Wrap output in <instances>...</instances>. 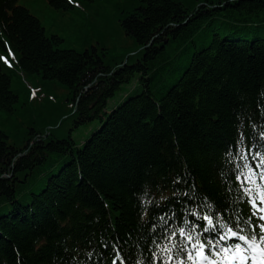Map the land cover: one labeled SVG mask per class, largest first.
I'll return each mask as SVG.
<instances>
[{
	"label": "trees",
	"instance_id": "1",
	"mask_svg": "<svg viewBox=\"0 0 264 264\" xmlns=\"http://www.w3.org/2000/svg\"><path fill=\"white\" fill-rule=\"evenodd\" d=\"M18 2L0 0V57L8 49L14 55L13 69L0 60V113L19 112L12 91L19 71L60 84L75 127L100 125L83 143L53 138L32 122L14 137L0 125V264H111V247L101 241L123 243L129 234L126 259L146 258L152 223L159 224L154 214L173 205L180 215L176 189L194 191L202 205L208 197L226 207L230 198L228 219L249 216L228 153L235 154L241 132L264 153V0L115 3L121 31L139 50L127 61L95 47L64 49ZM134 79L140 90L107 111ZM41 93H27V101L33 105ZM146 190L153 206L142 219ZM141 236L149 241H140L143 257L131 246ZM93 250L89 261L85 253Z\"/></svg>",
	"mask_w": 264,
	"mask_h": 264
},
{
	"label": "snow or ice",
	"instance_id": "2",
	"mask_svg": "<svg viewBox=\"0 0 264 264\" xmlns=\"http://www.w3.org/2000/svg\"><path fill=\"white\" fill-rule=\"evenodd\" d=\"M0 60L12 66L7 57H0ZM260 138L264 140V132L260 133ZM244 140L241 132L235 154L232 151L228 153V163L234 165V180L241 193L238 199L241 203H247L251 210L245 221L251 228V234L240 226L239 217L235 225L229 224L230 198L225 202L226 207H220L215 202L207 203L208 197H204L206 203L202 205L197 203L199 197L194 191L176 189L173 197L175 204L181 205L180 215L173 205L166 206L167 211L154 214V221H159V224L153 222L149 232V255L146 258L138 257L135 262L130 256L126 259L123 244L131 240L130 234L123 243L119 238L115 242L102 240L105 249L111 247V264H264V153L260 151L261 145L253 143L249 147ZM180 183V178L174 181V185ZM226 191L231 193L232 188ZM147 195L146 190L142 197L145 205L142 219L148 215V207L153 206V200L145 199ZM168 199L161 197V200ZM154 207L160 209V201H156ZM205 207L211 211L205 212ZM253 219L256 223H253ZM170 221L172 226H169ZM256 229H259V234ZM141 240L149 243L141 236L133 240L131 246L143 257ZM94 251L85 253L89 261L93 260ZM97 256L102 261L103 254Z\"/></svg>",
	"mask_w": 264,
	"mask_h": 264
},
{
	"label": "rangeland",
	"instance_id": "3",
	"mask_svg": "<svg viewBox=\"0 0 264 264\" xmlns=\"http://www.w3.org/2000/svg\"><path fill=\"white\" fill-rule=\"evenodd\" d=\"M70 1L73 7L69 5L65 9L50 7L45 0H19L18 5L30 10L41 21L48 37H60L64 41V49L81 52L84 49L95 47L100 50L101 54L106 53L109 58L122 59L123 57L126 61L127 58L137 55L139 50L133 45V40L120 29L121 16L115 8V3L122 4L125 0L118 2L113 0L108 6L104 0ZM8 60L14 68V63L9 58ZM5 66L9 67L8 64ZM12 78V91L21 99V104L17 107L19 112L16 115L0 113L1 128L10 137H14L19 132L22 135L24 129L28 128L32 122L31 127L45 128L53 133V138L61 139L71 136L78 143H83L99 127V121L75 127L74 118L71 116L70 97L60 84L38 82L32 76H23L19 71L13 73ZM139 88L137 79L123 86L121 91L109 100L107 111L110 112L124 102L128 96L136 94ZM33 89L42 93L38 101L32 105L27 101L28 95L26 94L29 93L33 99L37 93ZM9 118L12 120L6 121ZM59 125L61 127L57 129Z\"/></svg>",
	"mask_w": 264,
	"mask_h": 264
}]
</instances>
